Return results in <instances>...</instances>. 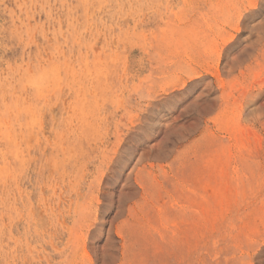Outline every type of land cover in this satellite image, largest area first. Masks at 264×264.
Masks as SVG:
<instances>
[{
    "label": "rangeland",
    "instance_id": "obj_1",
    "mask_svg": "<svg viewBox=\"0 0 264 264\" xmlns=\"http://www.w3.org/2000/svg\"><path fill=\"white\" fill-rule=\"evenodd\" d=\"M260 5L0 0V264H253ZM117 163L134 195L109 214Z\"/></svg>",
    "mask_w": 264,
    "mask_h": 264
},
{
    "label": "snow or ice",
    "instance_id": "obj_2",
    "mask_svg": "<svg viewBox=\"0 0 264 264\" xmlns=\"http://www.w3.org/2000/svg\"><path fill=\"white\" fill-rule=\"evenodd\" d=\"M260 6L264 9V0H261ZM225 55L228 56L230 53L226 52ZM200 88V82H193L186 87L184 93L178 94L176 97H169L163 100L161 102V107H172L173 105L185 103L186 100L182 99V97L187 96L188 99H191V97L194 96ZM146 119L150 120L151 118ZM121 168L122 165L117 163L114 166L113 173L108 177V183L111 187L105 195V202L106 204L112 205L109 214L116 210L115 205L118 198L122 200H130L134 195L132 187L130 185H126L124 182V172L126 171V168L123 171ZM253 264H264V247H262L261 250L254 256Z\"/></svg>",
    "mask_w": 264,
    "mask_h": 264
}]
</instances>
